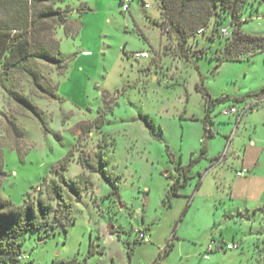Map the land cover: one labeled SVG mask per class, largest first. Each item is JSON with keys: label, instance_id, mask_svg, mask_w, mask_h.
Returning a JSON list of instances; mask_svg holds the SVG:
<instances>
[{"label": "rangeland", "instance_id": "374dc122", "mask_svg": "<svg viewBox=\"0 0 264 264\" xmlns=\"http://www.w3.org/2000/svg\"><path fill=\"white\" fill-rule=\"evenodd\" d=\"M143 1L148 8L133 0L124 12L120 0H66L72 8L70 31L54 29L66 68L58 72L50 63L33 60L44 89L26 72L0 73V164L6 173L0 195L18 206L46 200V185L57 178V170L75 181L80 193L77 197L64 188L75 216L67 232L25 234L27 258L20 264H53L72 256L87 258L88 264H150L159 248L167 251L168 241L174 245L161 259L165 264H264V100L244 112L238 124L235 114H221L232 101H215L208 138L201 120L207 103L202 89L213 100L256 98L264 89V53L223 61L214 69L216 60L210 58L222 43L198 36L189 40L187 58H181L175 41L166 48L170 38L155 25L158 1ZM240 27L264 34V0H247ZM142 50L149 56L136 55ZM11 91L35 103L42 119ZM236 104L242 110L244 104ZM202 141L207 151L192 167L195 177L181 196L171 195L170 181L183 177L177 159L185 166L199 157ZM98 154L105 177L88 167L96 165ZM241 168L248 174L237 176ZM113 186L118 199L110 193ZM145 226L151 240L136 243L131 231ZM212 234L239 248L219 249L205 260ZM90 241L105 249L89 254ZM127 243L134 246L130 256Z\"/></svg>", "mask_w": 264, "mask_h": 264}, {"label": "trees", "instance_id": "16d2710c", "mask_svg": "<svg viewBox=\"0 0 264 264\" xmlns=\"http://www.w3.org/2000/svg\"><path fill=\"white\" fill-rule=\"evenodd\" d=\"M157 1L160 20L159 22L155 21V25L170 38V40H167L170 43L166 44V48L171 46L172 40L175 41V46L173 44V47H175L176 54L181 58H187L189 40L191 38L195 39L198 36H205L206 40L210 41H212L213 37H216L217 41L222 43V46L218 47V54L210 58L216 60L214 69L223 61L243 60L256 53H264V34L246 33L240 27L243 7L247 3V0ZM65 2L66 0H0V73L8 74L9 71L16 70L26 72L40 89H44L39 82L40 73L31 67L33 60L38 59L50 63L58 72H62L66 68V62L60 56L59 40L54 35L56 27L62 26L66 33L70 31L68 20L72 13V8L69 4H65ZM80 10L85 11L86 9L81 8ZM200 28L203 29V32L197 33V30ZM223 29H225V32ZM192 41L193 45L198 44L197 39ZM193 52L196 53L197 50ZM196 87L198 88V86ZM202 90L206 95L207 102L205 107L206 113L201 119L206 138L213 135L209 123L212 121L210 111L215 101L223 102L231 100L232 102L229 103V106L237 108H239L236 104L237 102L243 103V108L250 104V107L244 110L246 112L253 110L259 101L264 100V89L254 94L253 96L256 98L253 99L248 98L246 95L237 97L221 95L215 100H213L207 90ZM46 93L49 96H54V93L50 91ZM11 95L36 117L42 119L41 110L26 95L12 91ZM193 118L196 117L193 116ZM14 128L19 131L18 134H21L16 125ZM203 141V145L200 148V156L190 159L183 166L182 178L177 175L169 183L168 189L171 195H179V189L188 181V171L206 154L207 149ZM211 160L212 162L218 161L219 157L211 158ZM86 164L90 165L84 163V165ZM60 165L65 167L64 162H61ZM103 166L104 160L98 154L96 165L88 167L105 177ZM5 174L0 164V183ZM56 174L57 178L51 179L46 185V200L38 198L36 202L18 206L11 199L0 195L1 264H20L24 262L27 255L22 251V243L26 233L44 230L49 235L55 234L60 228L67 232V227L74 222L75 216L73 215L71 203L64 197V188L70 189L77 197H80V193L75 186V181L67 180L62 170H57ZM198 176L196 188L201 184L202 173L199 172ZM80 178L85 177L80 176ZM87 181H89L88 178ZM109 190L118 199L117 186L110 187ZM53 200L57 202L58 208H54ZM189 204L190 201H188L184 212ZM144 230L146 231V229ZM114 232L118 234L117 230ZM211 240L219 243L217 250L222 247L223 243H227L223 240H217L215 237H212ZM134 241L136 243L143 242L137 238V235H135ZM167 244L171 247L173 241H168ZM133 250L134 246H131V243H127L128 256L131 255ZM96 251L101 252L103 249H96L93 242L90 241L88 253L92 254ZM53 264H88V261L87 258L79 260L76 256H72L67 259L56 260ZM156 264L159 263L157 262Z\"/></svg>", "mask_w": 264, "mask_h": 264}, {"label": "built area", "instance_id": "2783aa9c", "mask_svg": "<svg viewBox=\"0 0 264 264\" xmlns=\"http://www.w3.org/2000/svg\"><path fill=\"white\" fill-rule=\"evenodd\" d=\"M132 1L133 0H120L121 10L124 11V12L125 11H129ZM142 3H143V6L145 8H148L149 7V3H147V2H145L143 0H142ZM223 31L225 32V29H223ZM202 32H203V29L202 28H200V29L197 30V33H202ZM136 55H138L140 57H148L149 56V54H148L147 51H142V52L136 53ZM249 107H250V104L246 105L242 110H240L239 108H237L235 106H227V107H225V108L222 109L221 114L222 115L235 114L239 118L240 115L244 112V110L248 109ZM231 134L228 137V142H230L231 139H232V135ZM221 157L222 156L220 155L218 161H220ZM247 173H248V170L247 169H240V170H237L236 171V175L237 176H244ZM132 232H134L135 235H137V238L138 239H141L143 242H148V241L151 240L150 234H148L144 229H142L140 227L133 228ZM218 246H219V243L218 242L211 240L207 244L206 251L203 254V258L208 259L209 258V255L208 254L211 253L212 251L217 250ZM222 248L228 249V250H230V249H237L238 248V244L235 243V242H227V243L224 244V247H222ZM157 262L159 263V260H155V261L151 262L150 264H156Z\"/></svg>", "mask_w": 264, "mask_h": 264}, {"label": "crops", "instance_id": "0c3cea01", "mask_svg": "<svg viewBox=\"0 0 264 264\" xmlns=\"http://www.w3.org/2000/svg\"><path fill=\"white\" fill-rule=\"evenodd\" d=\"M142 51H146V50H142ZM244 106V105H243ZM248 111H252V110H248ZM244 114V113H243ZM243 114H241V116L239 117V118H236V124H238L239 123V121L242 119V117H243ZM211 124L212 123H214V119L213 118H211ZM210 123H209V125H210ZM210 128H211V125H210ZM212 130V129H211ZM226 140H227V144H229V142H228V138H226ZM250 143L252 144L253 143V140H251L250 141ZM174 159H175V157H174ZM178 160V164L179 165H181V166H184V165H182V163H181V159L180 158H178L177 159ZM200 161V160H199ZM199 161H197V162H199ZM174 163H175V160H174ZM213 163H212V160L210 159L209 160V166L210 165H212ZM242 169V168H241ZM240 170V169H239ZM192 168L188 171V175H189V178H188V181L186 182V184L184 185V186H182L180 189H179V195L181 196L182 194H181V189L182 188H184L187 184H189L190 183V181H191V179L192 178H194L195 176H194V174L192 173ZM249 171V170H248ZM248 174V173H247ZM246 174V175H247ZM179 175V174H178ZM245 176V175H244ZM240 177H242V176H240ZM172 181V180H171ZM170 181V182H171ZM202 182V181H201ZM201 185V184H200ZM196 190L198 189V187L197 188H195ZM192 197H193V194H192ZM120 202L118 201V204H119ZM123 206V205H122ZM121 206V207H122ZM142 229H146V232L148 233V234H150V236H151V233H150V231H149V228H147L146 226L145 227H141ZM112 231L114 230V228L113 229H111ZM113 233H115V235H116V237L118 238V240L119 239H121V237H120V235H118L117 234V232H113ZM90 236H91V234H90ZM212 237H215V235L214 234H212V236H211V238ZM217 242V241H216ZM225 242V241H224ZM124 243V242H123ZM93 244L95 245V247H96V249H98V248H102L103 250L105 249L104 248V246H101L100 245V243H98V242H96V241H93ZM173 245H174V243L172 244V246L171 247H168V249H167V251H165V252H162V250H160V248L158 249V254H157V256L155 257V259L154 260H156V259H158L159 258V261L162 263V264H165V263H163L162 261H161V259L162 260H166L167 258H168V256H169V252L172 250V247H173ZM223 246L222 247H224V243L222 244ZM220 248V249H223V248ZM224 250V249H223ZM201 252V251H200ZM200 254H203V252L202 253H200ZM205 259V258H204ZM209 259V258H208ZM205 260H207V259H205ZM201 262V261H200ZM112 263L113 264H115V262H114V260L112 261Z\"/></svg>", "mask_w": 264, "mask_h": 264}, {"label": "water", "instance_id": "95a60500", "mask_svg": "<svg viewBox=\"0 0 264 264\" xmlns=\"http://www.w3.org/2000/svg\"><path fill=\"white\" fill-rule=\"evenodd\" d=\"M111 229H113V227H111Z\"/></svg>", "mask_w": 264, "mask_h": 264}, {"label": "flooded vegetation", "instance_id": "af4514ba", "mask_svg": "<svg viewBox=\"0 0 264 264\" xmlns=\"http://www.w3.org/2000/svg\"><path fill=\"white\" fill-rule=\"evenodd\" d=\"M156 260H158V259H156ZM155 261V260H154Z\"/></svg>", "mask_w": 264, "mask_h": 264}]
</instances>
